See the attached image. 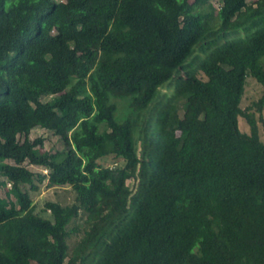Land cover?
I'll use <instances>...</instances> for the list:
<instances>
[{"label": "trees", "instance_id": "1", "mask_svg": "<svg viewBox=\"0 0 264 264\" xmlns=\"http://www.w3.org/2000/svg\"><path fill=\"white\" fill-rule=\"evenodd\" d=\"M216 1L0 0V264H264V0Z\"/></svg>", "mask_w": 264, "mask_h": 264}, {"label": "rangeland", "instance_id": "2", "mask_svg": "<svg viewBox=\"0 0 264 264\" xmlns=\"http://www.w3.org/2000/svg\"><path fill=\"white\" fill-rule=\"evenodd\" d=\"M255 1L256 0H248L249 6L245 11H247L249 8H252V6L255 5V3H254ZM214 6H215L216 10H218L220 3L217 2L216 0H214ZM63 9L67 10L68 7L63 6ZM242 14H244V12L241 13V15ZM103 25H106V24L103 23ZM172 88H173V86L171 88L163 87L162 91L163 92H170ZM263 92H264V85L259 83L255 78H253L251 76L248 77L241 106L243 108H245L248 105L252 104V102L258 100L262 96ZM46 99H47V97L43 98V100H46ZM116 104L118 105V109L120 111V114L123 116V114L126 111V108H125L126 101L116 100ZM117 116L119 117L118 111H117ZM263 117H264V114H263ZM239 127H240L241 131L249 132L248 123L241 117L239 118ZM260 128H261V139L264 141V124L260 123ZM29 136L31 139H35L36 137H42L44 139V146L41 148H37L38 151H40V152H46L51 148L58 147V143H59L58 137L56 135H54L52 133V131H50L48 129L41 128V127H35L32 129ZM111 136L115 139L116 145L118 147H121L122 141L118 138L116 131H111ZM21 140H23V136H21ZM110 160L114 161V159H112V156H109L108 160L105 163L109 164ZM30 168L35 170V171L41 170L39 167L32 166V165L30 166ZM1 179H4V177H2ZM47 183H48L47 180H45V182L40 185V189L38 191H31L30 194H31L33 201H34V204L36 206V211L41 213L45 217H50L51 216L50 212L43 210L45 207V203L47 201H58L64 205L65 204H71L75 200V194L69 186H66V187H50L47 185ZM127 184L129 186H133L134 185L133 179H128ZM7 187H10V184H8ZM0 196L1 197L6 196V189L4 187L0 190ZM80 237H81V235H79V236L72 235V237L69 240L71 247H74L76 241H78L80 239Z\"/></svg>", "mask_w": 264, "mask_h": 264}, {"label": "built area", "instance_id": "3", "mask_svg": "<svg viewBox=\"0 0 264 264\" xmlns=\"http://www.w3.org/2000/svg\"><path fill=\"white\" fill-rule=\"evenodd\" d=\"M45 172H47V169H45Z\"/></svg>", "mask_w": 264, "mask_h": 264}]
</instances>
